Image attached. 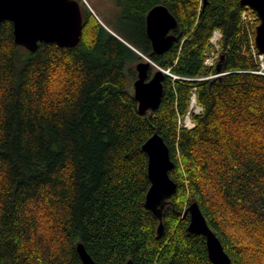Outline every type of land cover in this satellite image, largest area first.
I'll return each mask as SVG.
<instances>
[{
	"label": "trees",
	"instance_id": "1",
	"mask_svg": "<svg viewBox=\"0 0 264 264\" xmlns=\"http://www.w3.org/2000/svg\"><path fill=\"white\" fill-rule=\"evenodd\" d=\"M240 1L120 2L127 19L144 22L143 36L116 35L168 72L160 107L145 114L130 66L144 58L81 0L75 48L31 52L15 42L12 22L0 25V264H83L80 243L95 264H213L206 238L188 230L194 202L233 264H264V76L249 56ZM159 5L178 21V39L155 54L145 21ZM215 31L220 59L209 68ZM193 93L203 112L189 130L179 119ZM156 132L177 184L161 236L146 207L143 150Z\"/></svg>",
	"mask_w": 264,
	"mask_h": 264
},
{
	"label": "water",
	"instance_id": "2",
	"mask_svg": "<svg viewBox=\"0 0 264 264\" xmlns=\"http://www.w3.org/2000/svg\"><path fill=\"white\" fill-rule=\"evenodd\" d=\"M207 2L208 0H204V5ZM240 3L244 7L252 8L259 17L256 45L259 53L264 55V0H241ZM5 21L13 23L15 42L31 52H35L42 43L75 48L80 43L83 32V14L77 0H0V25ZM177 28L178 21L167 7L159 5L148 13L146 31L155 54H162L172 47L178 38L171 32ZM140 55L145 61L136 66L138 77L134 83V97L140 113L145 114L160 107L164 93L163 79L167 72L159 69L149 79L150 70L155 64ZM217 72L221 73V62L217 66ZM143 150L148 156V176L151 182L146 196V207L160 221L158 235L161 236L166 203L177 191V184L170 177L175 163L169 147L157 132L143 145ZM186 214L190 215L189 232L206 238L211 262L233 264L220 239L209 226L199 204L192 203ZM77 251L83 264H95L83 244L77 245Z\"/></svg>",
	"mask_w": 264,
	"mask_h": 264
},
{
	"label": "built area",
	"instance_id": "3",
	"mask_svg": "<svg viewBox=\"0 0 264 264\" xmlns=\"http://www.w3.org/2000/svg\"><path fill=\"white\" fill-rule=\"evenodd\" d=\"M246 9L242 12L241 15V21L246 25L248 34H249V56H251L257 65V70L255 71L256 74L263 75L264 76V55L259 53L258 47L256 45V30L260 23L259 17L256 14V12L250 8L245 7ZM220 41H221V32L215 31L211 40L210 44L212 46V50L209 51L207 54L206 59V66L209 68H213L216 66L217 62L220 59ZM224 74H217L207 77L206 79H213L218 76H221ZM203 112V107L199 105L197 101V96L195 93L192 94L191 97V104L189 112L187 113L186 117L184 119H179V126L182 128H187L189 130L193 129L195 127V123L192 120V115H198Z\"/></svg>",
	"mask_w": 264,
	"mask_h": 264
},
{
	"label": "rangeland",
	"instance_id": "4",
	"mask_svg": "<svg viewBox=\"0 0 264 264\" xmlns=\"http://www.w3.org/2000/svg\"><path fill=\"white\" fill-rule=\"evenodd\" d=\"M82 2L94 14L101 25L114 36L119 34L122 37L125 36L133 40H140L142 38L144 22L138 21L134 18H126V15L124 14L125 10L120 4L123 0H81V3ZM130 66L136 71L135 78L133 79V82H131V87L134 93V83L138 77L136 70L137 64ZM151 71L153 70L151 69ZM155 72L156 71L150 73L149 79L154 76Z\"/></svg>",
	"mask_w": 264,
	"mask_h": 264
},
{
	"label": "flooded vegetation",
	"instance_id": "5",
	"mask_svg": "<svg viewBox=\"0 0 264 264\" xmlns=\"http://www.w3.org/2000/svg\"><path fill=\"white\" fill-rule=\"evenodd\" d=\"M146 18H147V17H146ZM145 28H146V21H145ZM146 33H147V31H146ZM150 72H153V71L150 70Z\"/></svg>",
	"mask_w": 264,
	"mask_h": 264
},
{
	"label": "bare ground",
	"instance_id": "6",
	"mask_svg": "<svg viewBox=\"0 0 264 264\" xmlns=\"http://www.w3.org/2000/svg\"><path fill=\"white\" fill-rule=\"evenodd\" d=\"M255 38H256V35H255Z\"/></svg>",
	"mask_w": 264,
	"mask_h": 264
}]
</instances>
